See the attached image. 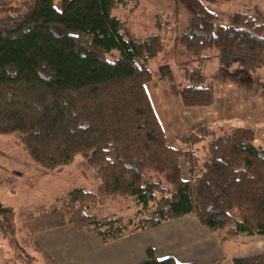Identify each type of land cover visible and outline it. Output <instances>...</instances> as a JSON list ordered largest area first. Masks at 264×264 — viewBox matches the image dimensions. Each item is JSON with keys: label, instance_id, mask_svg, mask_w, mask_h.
Instances as JSON below:
<instances>
[{"label": "trees", "instance_id": "1", "mask_svg": "<svg viewBox=\"0 0 264 264\" xmlns=\"http://www.w3.org/2000/svg\"><path fill=\"white\" fill-rule=\"evenodd\" d=\"M133 1L0 0V135L17 137L48 171L80 157L97 180L94 190L76 187L21 223L28 234L24 243L45 264L60 263L34 244L33 235L68 224L108 243L127 236L129 228L193 214L227 239L264 235V149L254 145L248 128L220 133L200 126L180 139L182 146L171 144L146 88L158 79L152 63L167 53V40L160 32L138 35L114 13ZM218 1L174 0L190 16L189 25L170 38L183 56L179 93L186 107L213 103L212 61L246 70L264 95V20L235 11L219 22L211 8ZM170 25L155 23L163 30ZM116 199L138 208L127 222L98 212ZM13 223L14 209L0 203V232ZM232 261L264 264V251ZM140 264L180 263L148 248Z\"/></svg>", "mask_w": 264, "mask_h": 264}, {"label": "rangeland", "instance_id": "2", "mask_svg": "<svg viewBox=\"0 0 264 264\" xmlns=\"http://www.w3.org/2000/svg\"><path fill=\"white\" fill-rule=\"evenodd\" d=\"M211 8L222 23L227 22L228 16L235 11H247L264 20V0H219ZM114 13L138 35L160 32L167 40V53L160 54L152 63L158 79L149 87L151 93L153 89L157 94L150 96L172 144L182 146L180 139L190 136L200 126L220 133L252 128L254 145L264 148V95L256 90L255 80L246 70L238 66L219 68L217 61H212L207 71L214 74L213 103L202 107L184 105L179 93L183 77L178 66L183 56L181 48L176 47L170 39L176 34L175 29L180 31L189 25L190 16L184 7L176 5L174 0H134ZM159 20H169V30L157 29L155 23ZM261 73L264 76L263 69ZM185 164L182 159V165ZM184 168L183 178L187 180V168ZM96 185L94 171L80 157L64 169L48 171L30 159L17 137L0 135V203L14 209L15 222L13 227H8L9 230L0 232V244L6 246L0 247V264H45L29 248L30 244L24 243L28 234L21 229V223L30 212L59 204L72 189L84 187L94 190ZM137 209L132 200L116 199L106 202L98 212L121 217L127 222ZM133 229L129 228L131 232ZM239 237L244 241L240 246L242 250L251 253L264 251V235ZM36 257L39 259L35 260Z\"/></svg>", "mask_w": 264, "mask_h": 264}, {"label": "crops", "instance_id": "3", "mask_svg": "<svg viewBox=\"0 0 264 264\" xmlns=\"http://www.w3.org/2000/svg\"><path fill=\"white\" fill-rule=\"evenodd\" d=\"M149 85L151 84L146 85L149 96L152 93L153 96L157 95L153 89L151 93ZM152 103L154 105L153 101ZM156 114L158 116L157 111ZM183 168L186 169L187 165H182ZM241 238L225 240L224 232L218 234L210 231L193 214L156 227L133 231L108 243L103 242L96 234L80 230L71 224L38 232L32 237L34 244L60 264H140L146 260L148 248H152L158 258L173 257L180 264H209L218 259H224L223 264H234L233 257L251 253L240 248L244 242ZM3 245L0 244V247L5 248ZM29 248L34 250L33 245H29ZM35 253L38 254L36 251Z\"/></svg>", "mask_w": 264, "mask_h": 264}, {"label": "water", "instance_id": "4", "mask_svg": "<svg viewBox=\"0 0 264 264\" xmlns=\"http://www.w3.org/2000/svg\"><path fill=\"white\" fill-rule=\"evenodd\" d=\"M73 37H78V34H70Z\"/></svg>", "mask_w": 264, "mask_h": 264}]
</instances>
